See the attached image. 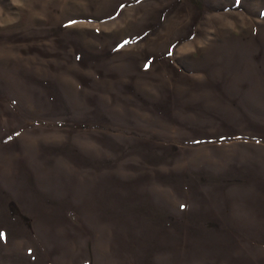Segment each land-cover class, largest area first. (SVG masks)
Wrapping results in <instances>:
<instances>
[{
    "label": "rangeland",
    "instance_id": "rangeland-1",
    "mask_svg": "<svg viewBox=\"0 0 264 264\" xmlns=\"http://www.w3.org/2000/svg\"><path fill=\"white\" fill-rule=\"evenodd\" d=\"M0 264H264V0H0Z\"/></svg>",
    "mask_w": 264,
    "mask_h": 264
}]
</instances>
